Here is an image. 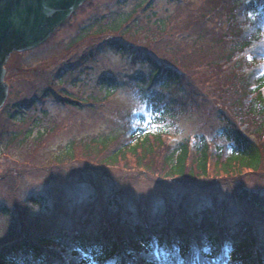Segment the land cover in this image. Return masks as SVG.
Here are the masks:
<instances>
[{
  "label": "rangeland",
  "instance_id": "rangeland-1",
  "mask_svg": "<svg viewBox=\"0 0 264 264\" xmlns=\"http://www.w3.org/2000/svg\"><path fill=\"white\" fill-rule=\"evenodd\" d=\"M236 9L233 0H89L43 44L11 54L5 64L4 81L9 88L0 109V145L3 140L16 139L5 150L0 149V174L5 173L2 176H8L15 188L0 185V203L7 201L14 206L15 198L45 196L47 208L29 209L24 215L26 220L42 218L48 227L69 231L76 223H83L82 218H90L93 210L110 218L118 210L106 203L115 197L130 211L124 215L128 223L141 216H145V221H159L168 208L179 220L190 222L194 210L200 211L197 215L202 217L206 207H215L216 213L217 206L224 203L230 210L238 207L245 199L238 200L237 194H222L225 188L221 185L214 189L215 194H186L191 187L174 182L171 184L180 194H174V190L168 193L163 183L150 181L151 177L143 176L142 170L91 168L79 161L83 157L82 142L111 131L120 132L129 115H138L141 128L152 130L160 126L146 111L145 98L126 83L125 78L148 71L149 66L140 59L142 54H149L160 64H170L183 73L180 81L169 88L173 98L182 94L183 99H192L191 91L200 90V96L189 109L167 120L171 140L207 138L212 130L231 124L246 138L263 146L264 140L256 133L262 130L260 123L256 117L247 115L246 110L237 108L231 82L224 81L227 71L220 75L219 90L215 85L203 84L207 79L202 75L207 61L222 51L228 54L231 46L239 43L241 23L235 15L230 18L229 13ZM126 15L129 16L126 23L116 30L108 29L110 21ZM157 20L163 23L160 32ZM240 32L241 36L249 37ZM111 41L121 42L135 57L110 50ZM207 41L212 42L210 49L205 46ZM219 41L222 43L216 44ZM235 58L239 60L240 56ZM103 75L114 76L121 82L108 96L95 86L96 79ZM210 86L215 90L211 92ZM220 91L224 94L218 97ZM29 101L33 103L30 105ZM27 130L33 136L41 132L42 137L18 146ZM15 134L17 137H13ZM69 142L76 146V160L55 170L51 167L54 155ZM240 180L236 179L235 184ZM241 181L247 190L264 189L262 172L246 175ZM197 190L198 186L194 192ZM164 203L171 206L164 208ZM246 204H242V213L238 210L239 215H235L231 211L232 215L240 219L251 214ZM18 211L23 215L22 209ZM221 215L217 213V217ZM255 222L262 232L264 217ZM117 226L124 227L121 222Z\"/></svg>",
  "mask_w": 264,
  "mask_h": 264
},
{
  "label": "trees",
  "instance_id": "trees-1",
  "mask_svg": "<svg viewBox=\"0 0 264 264\" xmlns=\"http://www.w3.org/2000/svg\"><path fill=\"white\" fill-rule=\"evenodd\" d=\"M233 5L237 9L235 12L229 10V13L232 14L230 18L235 15L240 20L241 27L237 29L239 43L233 44L228 54L222 51L207 61L202 72L207 79L203 84L215 85L219 90L220 75L227 71L228 77L224 81L231 82L237 108L257 118L262 130L256 133L260 140H264V73L259 66L260 56L264 53V0H233ZM128 18L126 15L110 21L108 29L116 30ZM156 24L157 31H162V21L157 20ZM240 30L249 37L241 36ZM211 43L207 41L206 48L213 47ZM108 46L110 50L135 57L133 52L127 53L121 42L111 41ZM239 56L240 59L236 60L235 57ZM140 59L147 63L148 71L125 78L126 83L145 98L146 110L151 113L152 121L156 120L155 124L160 126L152 130L139 128L135 115L131 119L126 117L120 132L111 131L79 143L83 156L79 161L91 168L142 170L143 176L151 177L150 181L163 183L168 193L169 190L176 191L171 184L174 182L187 184V188L190 186L191 191L186 194H215L214 189L221 185L225 188L222 194H237L238 200L245 199L249 206L244 201L230 210L224 203L216 207L221 217H217L215 207L204 208L202 217L197 215L200 211L194 210L193 220L189 222V219L179 220L180 217L173 212L170 214L168 207L171 205L164 203L168 210L159 221H145V216H141L128 223L124 217L126 206L114 196L106 203L118 210L111 214L107 211L112 218L102 217L93 210L90 218H82L84 222L76 223L69 231L68 228L48 227L42 218L26 220L24 215L29 209L47 208L44 204L47 197L15 198L14 206L7 201L0 203V264H264V223L262 232H259L258 222H255L264 217V189L259 192L258 189L247 190L241 183L246 175L264 173V144L260 146L249 140L231 124L228 129L212 130L207 138L171 140L167 120H173L189 109L194 99L196 101L200 96V90L191 91L192 99H183L182 94L173 98L169 88L180 81L183 73L170 64H160L149 54H142ZM116 79L103 75L95 84L98 82L99 91L108 96L121 84ZM226 84L229 89V83ZM215 87L210 86L211 92ZM222 94L217 93L218 97ZM39 137H42L41 132L33 136L32 131L27 130L18 146ZM12 139L3 140L0 145L3 149H0L5 150L16 138ZM76 153V146L69 142L54 155L51 167L61 170L62 165L76 160ZM3 174H0V185L12 188L10 178ZM236 179L241 180L235 184ZM214 184L216 186L212 187ZM197 186L199 190L194 192ZM128 193L121 191V194ZM174 194L180 193L176 191ZM242 204L252 211L237 219L231 211L239 215L238 210L244 211ZM18 209H22L23 215ZM92 218L95 220L90 223ZM118 222L124 227L119 228Z\"/></svg>",
  "mask_w": 264,
  "mask_h": 264
},
{
  "label": "water",
  "instance_id": "water-1",
  "mask_svg": "<svg viewBox=\"0 0 264 264\" xmlns=\"http://www.w3.org/2000/svg\"><path fill=\"white\" fill-rule=\"evenodd\" d=\"M85 0H0V107L7 96L4 66L13 52L33 49Z\"/></svg>",
  "mask_w": 264,
  "mask_h": 264
}]
</instances>
